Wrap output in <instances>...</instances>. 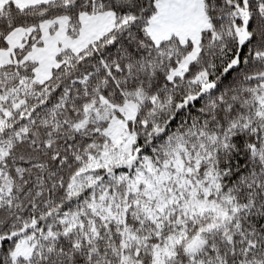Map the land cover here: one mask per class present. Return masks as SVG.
<instances>
[{
  "label": "snow or ice",
  "instance_id": "obj_1",
  "mask_svg": "<svg viewBox=\"0 0 264 264\" xmlns=\"http://www.w3.org/2000/svg\"><path fill=\"white\" fill-rule=\"evenodd\" d=\"M0 264H264V0H0Z\"/></svg>",
  "mask_w": 264,
  "mask_h": 264
}]
</instances>
